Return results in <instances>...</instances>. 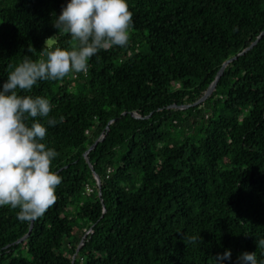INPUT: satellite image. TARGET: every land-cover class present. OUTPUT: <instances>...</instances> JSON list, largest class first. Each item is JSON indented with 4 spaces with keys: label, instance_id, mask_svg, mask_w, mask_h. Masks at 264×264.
Returning a JSON list of instances; mask_svg holds the SVG:
<instances>
[{
    "label": "trees",
    "instance_id": "obj_1",
    "mask_svg": "<svg viewBox=\"0 0 264 264\" xmlns=\"http://www.w3.org/2000/svg\"><path fill=\"white\" fill-rule=\"evenodd\" d=\"M65 3L0 0V82L9 65L72 47L52 27ZM127 5L125 47L99 50L86 72L18 93L50 102L47 118L57 123L42 142L57 152L50 170L61 183L19 243L31 221L0 207V264H71L73 256V264H214L225 249V264L242 251L260 258L264 0ZM191 235L201 243L183 242Z\"/></svg>",
    "mask_w": 264,
    "mask_h": 264
},
{
    "label": "clouds",
    "instance_id": "obj_2",
    "mask_svg": "<svg viewBox=\"0 0 264 264\" xmlns=\"http://www.w3.org/2000/svg\"><path fill=\"white\" fill-rule=\"evenodd\" d=\"M131 24L127 0H66L54 15L52 27L70 36L72 47L46 49L44 59L25 58L9 65L6 79L0 82V207L18 209V220L41 217L54 204L55 189L61 183V177L50 170L57 152L42 142L46 126L57 123L47 118L50 102L39 95L18 93L29 92L38 82L86 72L89 58L99 50L127 45ZM37 118L47 119L41 122ZM184 241L201 243V237L191 235ZM255 244L260 258L254 251H242L235 264H264V238H255ZM230 258V250L225 249L213 260L214 264H225Z\"/></svg>",
    "mask_w": 264,
    "mask_h": 264
},
{
    "label": "water",
    "instance_id": "obj_3",
    "mask_svg": "<svg viewBox=\"0 0 264 264\" xmlns=\"http://www.w3.org/2000/svg\"><path fill=\"white\" fill-rule=\"evenodd\" d=\"M261 35H262V32L259 34V36L248 46V47H246L245 49H243L241 52H239L236 56H233V57H231V58H229V59H227L226 61H224L223 62V64L221 65V67L219 68V70H218V75L220 74V72L222 71V69L225 67V65L228 63V62H230L231 60H233L235 57H238L239 55H241V54H243L245 51H247L248 49H250L251 47H253V45L259 40V38L261 37ZM214 84H215V80L209 85V87L207 88V90H206V92H205V94L197 101V102H195V103H199V102H201L208 94H209V92H210V90H211V88L214 86ZM173 107H175L176 105L175 104H173L172 105ZM188 105H182V106H180L181 108H183V107H187ZM125 113V112H124ZM98 140H99V138H97L94 142H93V144L90 146V148L88 149V150H90L92 147H94L95 145H96V143L98 142ZM31 226H32V220H31V224H30V226H29V229H28V232L23 236V237H21L20 239H18L17 241H16V243H19V242H21V241H23V239L26 237V236H28L29 235V233H30V231H31ZM73 262H74V256L72 257V260H71V264H73Z\"/></svg>",
    "mask_w": 264,
    "mask_h": 264
},
{
    "label": "rangeland",
    "instance_id": "obj_4",
    "mask_svg": "<svg viewBox=\"0 0 264 264\" xmlns=\"http://www.w3.org/2000/svg\"><path fill=\"white\" fill-rule=\"evenodd\" d=\"M52 41H53L52 38L49 39V40H47V44H50ZM71 210L74 211V206H71ZM77 223H78V224H81V223H82V224H83V223L86 224V222H84V221H78Z\"/></svg>",
    "mask_w": 264,
    "mask_h": 264
}]
</instances>
